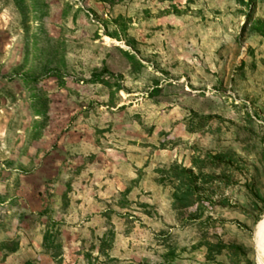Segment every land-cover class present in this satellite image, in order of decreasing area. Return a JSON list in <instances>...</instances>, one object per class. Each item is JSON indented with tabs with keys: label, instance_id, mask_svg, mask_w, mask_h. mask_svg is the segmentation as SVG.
Masks as SVG:
<instances>
[{
	"label": "rangeland",
	"instance_id": "374dc122",
	"mask_svg": "<svg viewBox=\"0 0 264 264\" xmlns=\"http://www.w3.org/2000/svg\"><path fill=\"white\" fill-rule=\"evenodd\" d=\"M0 1V264H259L264 0Z\"/></svg>",
	"mask_w": 264,
	"mask_h": 264
},
{
	"label": "trees",
	"instance_id": "16d2710c",
	"mask_svg": "<svg viewBox=\"0 0 264 264\" xmlns=\"http://www.w3.org/2000/svg\"><path fill=\"white\" fill-rule=\"evenodd\" d=\"M14 2V6L15 8L22 14L23 16V27L28 24L29 21V17L27 15V13L29 12L30 9L35 8L36 7V2L37 0H13ZM45 6H47V4H45ZM50 75H47L49 78L50 77H55L58 80H60L62 78V76L58 73H56L55 71H50V73H48ZM114 78L113 74L110 73L106 67H102L100 70H95L92 72L91 74V78L89 79V81H87V83H91V84H103L107 87H111V84L109 83L108 79H112ZM37 78L33 77V76H29L26 79V82L29 84H32L34 82H37ZM116 86V84L114 85ZM117 89L119 90V87H117ZM37 114H40L39 112ZM39 116V115H38ZM46 240H47V236L45 235L44 237V241L46 244ZM25 264H31L30 262H26Z\"/></svg>",
	"mask_w": 264,
	"mask_h": 264
},
{
	"label": "crops",
	"instance_id": "0c3cea01",
	"mask_svg": "<svg viewBox=\"0 0 264 264\" xmlns=\"http://www.w3.org/2000/svg\"><path fill=\"white\" fill-rule=\"evenodd\" d=\"M3 4L0 1V49H4V46L7 43L8 39V32L6 31L7 25H6V11L2 9ZM7 125V120H6V113L3 112L2 114L0 113V133L5 132Z\"/></svg>",
	"mask_w": 264,
	"mask_h": 264
},
{
	"label": "bare ground",
	"instance_id": "6f19581e",
	"mask_svg": "<svg viewBox=\"0 0 264 264\" xmlns=\"http://www.w3.org/2000/svg\"><path fill=\"white\" fill-rule=\"evenodd\" d=\"M263 243H264V218L257 225L256 233H255V244L257 247V255L259 259V264H264Z\"/></svg>",
	"mask_w": 264,
	"mask_h": 264
}]
</instances>
